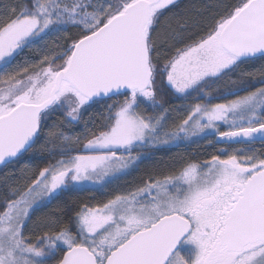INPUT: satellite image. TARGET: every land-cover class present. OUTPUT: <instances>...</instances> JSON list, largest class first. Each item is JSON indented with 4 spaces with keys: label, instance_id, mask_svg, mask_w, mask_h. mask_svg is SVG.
<instances>
[{
    "label": "snow or ice",
    "instance_id": "6c2138e0",
    "mask_svg": "<svg viewBox=\"0 0 264 264\" xmlns=\"http://www.w3.org/2000/svg\"><path fill=\"white\" fill-rule=\"evenodd\" d=\"M229 74L233 99L193 102ZM202 134L246 146L66 198ZM0 264H264V0H0Z\"/></svg>",
    "mask_w": 264,
    "mask_h": 264
},
{
    "label": "trees",
    "instance_id": "16d2710c",
    "mask_svg": "<svg viewBox=\"0 0 264 264\" xmlns=\"http://www.w3.org/2000/svg\"><path fill=\"white\" fill-rule=\"evenodd\" d=\"M206 3H211L213 0H204ZM58 39V34L49 35L45 41H41L38 44L33 45L31 48L27 49L20 60L17 61L19 63L21 60H28L31 62H35L36 58L40 55V49L42 48L45 42L48 43L49 46L52 45L53 41ZM248 72H255L260 68V62H257L253 67H249L247 65L242 66ZM239 71V70H238ZM239 77L237 75L229 74V76H225L222 80L212 82L209 81L208 85L203 89L205 96H201L199 100L193 102H202V103H221L225 100L233 99V96H225L230 89L233 91L237 90V87L233 85L232 82H238ZM259 77L257 76L245 89V91L254 90L255 87H259L258 83ZM238 87L243 88V85H238ZM239 95L245 94L244 91H239ZM210 98V99H209ZM111 103V101H109ZM185 101L183 100H173L174 106L179 109L183 106ZM103 107V106H101ZM93 114H99L100 109H92ZM178 115L177 112L172 113V118L169 121L171 125L175 117ZM85 119H88L86 116ZM227 130L226 127H222L221 131ZM91 138V137H89ZM199 140L191 142L189 144L186 143H177L174 145L160 147L159 150H154L149 153L151 156L150 159L145 160L143 163L139 164L138 169L132 171L128 175L120 176L117 179L111 180L108 183H105L99 187H91V186H76V190L70 194V196L66 197L71 201H75L77 205L88 204L89 206H93L98 203H105L107 200L111 199L114 195L119 194L123 191L124 187L131 183H136L139 181L141 177H143L148 171L156 170V169H166V170H175L179 171L181 168V158H187L189 160H193L197 163L206 162L210 159L212 155H221L223 158V153L221 150H231L245 147L244 143H226L219 142L213 136H207L206 138H198ZM86 143V140L84 141ZM254 147L259 150L262 147L261 142H256ZM40 155H47V153H41ZM59 159V157H56ZM54 159L49 157L45 160H25L20 165L28 166L30 168H43L48 166L51 163H54ZM16 165H11L8 169H3L2 171H11L16 168ZM63 203V198L60 201H56L53 204L49 205L48 208H45L43 212H39L34 217V220L41 218L49 213L59 212L62 210L61 206Z\"/></svg>",
    "mask_w": 264,
    "mask_h": 264
},
{
    "label": "rangeland",
    "instance_id": "374dc122",
    "mask_svg": "<svg viewBox=\"0 0 264 264\" xmlns=\"http://www.w3.org/2000/svg\"><path fill=\"white\" fill-rule=\"evenodd\" d=\"M170 121V120H169ZM222 127H225L224 125H221L220 126V128H219V130L221 131V128ZM207 136H213L214 138H216L217 140H219V138H218V135H216V134H208V135H204V134H202V135H200V136H196V137H190V138H186L182 143H186V144H189V143H191V142H194V141H198L199 139L198 138H206ZM177 143H180V142H176V143H170V144H162L160 147H164V146H171V145H174V144H177ZM105 183L104 182H102V181H99V182H96L95 184H93V183H85V184H82V185H80V186H91V187H99V186H102V185H104Z\"/></svg>",
    "mask_w": 264,
    "mask_h": 264
},
{
    "label": "water",
    "instance_id": "95a60500",
    "mask_svg": "<svg viewBox=\"0 0 264 264\" xmlns=\"http://www.w3.org/2000/svg\"><path fill=\"white\" fill-rule=\"evenodd\" d=\"M257 142H259V141H257Z\"/></svg>",
    "mask_w": 264,
    "mask_h": 264
}]
</instances>
